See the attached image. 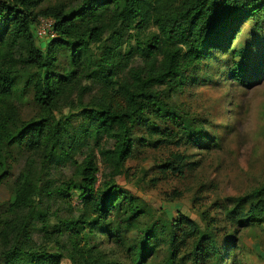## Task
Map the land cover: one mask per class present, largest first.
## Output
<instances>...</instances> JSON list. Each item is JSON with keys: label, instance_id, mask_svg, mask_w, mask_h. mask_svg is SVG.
Listing matches in <instances>:
<instances>
[{"label": "trees", "instance_id": "1", "mask_svg": "<svg viewBox=\"0 0 264 264\" xmlns=\"http://www.w3.org/2000/svg\"><path fill=\"white\" fill-rule=\"evenodd\" d=\"M41 18L54 22L44 49L34 34ZM261 48L264 0H0V186L25 158L0 205V264H221L234 243H219L215 219L202 214L204 231L184 215L151 221L116 179L139 146L211 141L173 101L177 89L195 83L216 51L230 54L231 79L249 87L264 76L250 65ZM187 157L166 161L159 177L182 174ZM66 166L72 177L56 179ZM225 217L264 226V183Z\"/></svg>", "mask_w": 264, "mask_h": 264}, {"label": "rangeland", "instance_id": "2", "mask_svg": "<svg viewBox=\"0 0 264 264\" xmlns=\"http://www.w3.org/2000/svg\"><path fill=\"white\" fill-rule=\"evenodd\" d=\"M247 29L248 24L243 31ZM34 34L43 49L54 37L40 36L37 25ZM245 39L239 35L233 46L241 47ZM263 51L264 48H261L257 56ZM230 60V54L224 56L213 52L212 59L203 65V69L201 67L202 72L196 82L178 88L173 97L183 112L193 115L211 141L206 140L199 147L195 144L160 149L139 146L126 163L128 175L118 177L116 183L138 198L151 221L160 220L166 224L168 220L184 215L204 231L207 220L202 214L210 215L216 221L219 243L224 245L228 238L234 243L233 250L223 255L221 264H264V226L232 225L225 217V212L233 207L236 199L252 193L264 183V76L259 82L243 87L230 77ZM255 60L250 61L251 68L264 71V58L260 56L257 63ZM60 61L65 62L64 56L60 57ZM28 102L25 97L21 104ZM90 102L91 98L85 100V103ZM32 108V105L24 108L22 116L29 118ZM74 122L77 120L74 119ZM143 136L141 131L138 137ZM177 155H187L192 166L185 168L182 174L167 172L159 177L160 167L166 161H174ZM97 159L101 181L106 165L100 155ZM18 161L12 170L14 176L8 182H12L25 166L23 156ZM54 174L56 179H69L73 170L66 166L59 174ZM155 177H159L156 184L152 181ZM8 182L0 186V205L11 196ZM71 195V205L78 207V193L72 192ZM111 249L116 253L115 257L121 259V251L111 246L107 248Z\"/></svg>", "mask_w": 264, "mask_h": 264}, {"label": "built area", "instance_id": "3", "mask_svg": "<svg viewBox=\"0 0 264 264\" xmlns=\"http://www.w3.org/2000/svg\"><path fill=\"white\" fill-rule=\"evenodd\" d=\"M36 25H37L40 36L47 37V36L54 35V32H53L54 22H53V20H50L47 18H41Z\"/></svg>", "mask_w": 264, "mask_h": 264}]
</instances>
